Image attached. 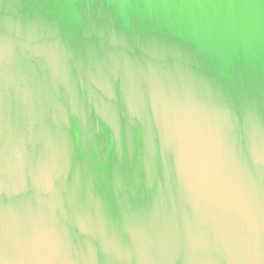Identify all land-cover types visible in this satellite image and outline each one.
I'll return each mask as SVG.
<instances>
[{"label": "water", "instance_id": "obj_1", "mask_svg": "<svg viewBox=\"0 0 264 264\" xmlns=\"http://www.w3.org/2000/svg\"><path fill=\"white\" fill-rule=\"evenodd\" d=\"M0 264H264V0H0Z\"/></svg>", "mask_w": 264, "mask_h": 264}]
</instances>
